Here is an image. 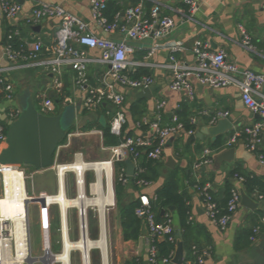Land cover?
<instances>
[{"label": "built area", "instance_id": "2783aa9c", "mask_svg": "<svg viewBox=\"0 0 264 264\" xmlns=\"http://www.w3.org/2000/svg\"><path fill=\"white\" fill-rule=\"evenodd\" d=\"M185 2L189 6V13L195 14L198 10L197 3L194 0H185ZM90 3L93 20L107 34L121 33L123 35L122 40L117 41L97 36L90 31V24L88 22L67 12L61 6L42 4L33 11L32 16L27 21L28 23H32L45 18H58L61 23L56 34V39L52 44L47 46L38 40L32 46L26 45L25 48L18 51L14 49L12 44H7L4 47L3 56L5 59L0 58V101L14 100V86L6 77L14 70L28 66L44 67L53 74V87L58 94H62V71L67 67H71V70L75 73L74 84L81 92V108L87 111H97L102 105H111L113 113L110 111L107 113L111 116L110 132L120 137L123 134L128 119L123 109L125 95L119 92L117 87L142 91L152 88L154 85V78L151 75H143L138 78L132 76V73L137 69L148 66V62H137L132 58L133 48L130 42L153 40L155 44L148 54V57H151L156 53L158 47H160L157 42L170 37L176 23L172 18L162 17L161 9L158 5L154 6L147 13L142 3L128 7L122 18L117 17L114 22H109L105 16L107 0H91ZM0 8L8 19H14L21 11L22 5L18 0H0ZM240 31L243 47L248 52H255L253 42L246 30L240 27ZM14 35H17V33L15 32ZM11 38L12 35L9 36V39ZM168 48L172 52L170 62L163 65V67L171 72L170 88L172 91H183L190 100H193L195 86L191 82V79H195L200 85L210 88L234 86L240 90L245 106L253 113L258 114L260 120L251 127L236 131L228 144L231 145L239 138L244 137L247 150L255 153L260 163L264 166V151L262 150V146L264 145V94L261 92L264 85V75L256 74L250 70L239 69L236 64L228 60L225 51H213L210 45L203 41H197L194 44V64L192 65L178 62L173 54L184 52V47L170 45ZM94 50L99 51L100 55H92L91 51ZM92 64H100L107 67V71L98 86L90 84L89 67ZM37 98L40 101L41 110L39 112L47 116L57 115V105L53 98L47 95H40ZM78 102L66 98L63 105L76 106ZM165 105V101L157 103L159 110L163 109ZM13 110H11L8 116L7 122L10 124L21 114L20 109ZM228 116V112L221 113L217 118H214L211 124H215L221 118H228ZM191 124L195 125V119H191ZM142 125H147L148 127L145 135L130 136L117 146L102 147L104 151L109 152L110 158L94 162L86 161L82 154H76L71 163L59 162L62 150L69 148L75 137L83 135L79 131L67 132L64 143L60 144L57 148L55 164L52 167L57 177L58 188L56 193H41L38 197L28 196L31 199L27 205L28 213L31 203L36 202L41 205L42 217L46 221L43 231L47 236L50 234V208L44 209L42 207L46 200L52 199V206H56L59 210V231L62 235V241L66 236L70 240L71 227L69 219L72 210L76 211L78 215L81 234L85 232L87 236L88 209L93 207L81 208L72 204L74 201L83 202L94 199L98 195H104L109 185L115 198L114 186L116 179L123 185H127L130 184L129 178H132L127 176L126 170H122L117 177L116 163L125 161L126 159H131L135 163V174L133 176L135 178V186L139 188L151 186L152 182L142 177L146 169L140 163L141 159L145 157L148 160L158 162L162 159L169 140L196 133L195 131H186L184 125L179 122L178 117H173V122L170 125H162L160 119L156 121L145 120L137 124L139 128ZM93 133L101 137L103 136L102 131H94ZM7 138L8 131L0 123V153L7 142ZM210 163V151L207 150L203 162L198 164L196 169ZM22 168L21 166L0 163V179L3 181L4 187L6 171L19 173L18 175L21 176L22 181H25L26 176ZM69 174L73 177L74 197L72 198L67 194V179ZM88 174H91L93 177L91 182L87 180ZM235 179L240 183L244 181L243 177L235 176ZM211 190L210 184H206L202 189L204 192V201L202 202L206 215L212 224L221 231H225L241 207V192L237 187L232 190L226 213L219 216L218 206L214 201L213 195L210 193ZM4 195L3 190L1 198ZM60 195L70 202L65 215H63L61 205L57 201V197ZM259 198L262 199V197ZM156 199L157 197L152 200L146 194H140L139 206L135 210L137 217L142 219L147 226L150 264H157V248L153 245L155 240H162L166 236H169V240L172 242L177 239L174 237L175 227L171 216L164 222L157 221L156 214L153 211V202ZM261 222L262 224L253 228L250 238L251 242H256L259 235L264 232V218ZM45 249L49 255H53L49 252L51 249L49 239L45 244ZM207 255L204 253V256L199 258L198 264H204V259ZM29 256L31 259L29 221L27 232L25 228L17 224V221L7 218L0 210V264H27ZM173 258L174 255L160 262L169 264L172 263ZM50 260L51 264H55L52 259ZM185 264L192 263L188 261Z\"/></svg>", "mask_w": 264, "mask_h": 264}, {"label": "crops", "instance_id": "0c3cea01", "mask_svg": "<svg viewBox=\"0 0 264 264\" xmlns=\"http://www.w3.org/2000/svg\"><path fill=\"white\" fill-rule=\"evenodd\" d=\"M118 1L121 7L124 8L121 18L128 7L142 3L147 13L158 5L161 9L162 17L172 18L176 23L170 37L157 42L160 47L151 57H148V54L155 44L153 40L130 42L133 48L132 58L137 62H148V66L141 68L146 69L149 75L154 78V85L151 88L153 94L151 100L146 98L138 99V90L117 87V90L125 95L123 109L128 119L125 125L126 136L129 134L131 136L145 135L146 132L137 126L138 123L145 120L156 121L160 119L162 125L172 124L173 117H177V112L185 104L189 106L190 118L195 119V132L211 126L214 118L226 112L229 113L228 119L233 125L224 134L215 137L204 135L202 140H197L191 144L187 143L189 136L186 135L173 139L172 144L166 146L162 159L153 164L157 174L156 180L151 181V186L147 188H139L131 183L124 185L122 202L128 204L139 200L140 194H146L153 200L156 197V192L164 185L171 171L177 168L181 169L182 172L186 171V174L191 171L190 178L196 182L207 181V184L211 185L212 190L216 194L222 190L229 175L236 168L251 176L263 178L264 166L260 163L255 153L247 150L244 137L239 138L231 145L228 144L236 131L251 127L260 120L258 114L253 113L245 106L240 90L234 86L210 88L200 85L195 79H191L195 86V96L193 100H190L185 92L171 90V72L164 68L163 65L170 62L172 54L168 48L170 45H180L185 48L184 52L173 53L178 62L188 65L194 64V44L197 41H203L209 44L213 51H225L228 60L236 64L239 69L250 70L256 74L264 75V0H194L198 5V10L195 14L189 13V6L185 0ZM90 2L91 0H26L21 4V11L14 19H8L0 8V58L5 59L3 50L8 27L14 28L29 47L38 40L45 46L55 41L61 23L58 18H45L32 23L27 21L32 16L33 11L42 4L61 6L67 12L88 22L90 31L97 36L117 41L122 40L123 35L121 33L107 34L93 20ZM240 27L244 28L251 38L255 52H248L243 47ZM91 54L99 56L100 52L94 50L91 51ZM106 71V66L92 64L89 67L90 84L98 86ZM74 75L75 73L69 67L62 71V85L63 82H67L68 89L66 92L69 93L64 100L67 98L80 102L81 92L74 84ZM6 77L14 86V100L0 101V123L10 124L7 122L8 112L13 109H19L18 107L14 108L17 100L16 91L22 93L21 96L26 99L31 97L33 102L35 97L38 99L37 97L42 95L41 90L48 92V95L51 94V96L59 95L53 87V74L44 67H23L12 71ZM29 92L31 95H29ZM261 92L264 94V85ZM137 101H143L141 106H145L146 110L140 116V119L136 121L131 115L130 107ZM161 101H165L166 105L159 110L157 103ZM104 106L108 109L106 113L108 111L113 113L111 105L107 104ZM101 112L98 110L88 111L86 114L82 112L79 114L80 116H76L78 127L89 122L100 123ZM95 131L101 130L95 128ZM218 138H223L225 145L223 149L216 151L211 149V145ZM99 139L101 146L104 147L103 136H100ZM67 149L62 150L61 156ZM230 149H234L233 156L229 160H223L221 163L217 162L218 156ZM207 150L210 151L211 163L196 169V166L203 162ZM262 150L264 151V145ZM76 154H73V158H75ZM97 160H103V157H99ZM61 163L68 164L71 162L64 160ZM140 163H143L142 159ZM51 171H55L54 168L36 171V173L44 174ZM186 174L182 173L183 186L187 189L190 196L192 223L197 227L192 238L199 240L201 246L206 247L205 249L210 251L209 255L205 256L204 264H264V232L259 235L256 242H251L250 240L249 247L241 250H237L235 247L236 240L241 232L252 229L258 223L262 224L264 199L259 197L252 198L255 202L262 205L255 210L244 208L241 205L229 227L225 231H221L208 219L201 197L195 188L189 185V181L185 177ZM71 178L73 181V177ZM231 182L235 187L239 188L240 192L244 190L243 184L235 178L231 179ZM72 187L74 188V185ZM57 188L56 184V191ZM171 212H173L171 217L176 234L180 237L178 231L179 221L175 214V209ZM114 224V228L108 236V244L111 249V264H125L133 259H136L140 264H150L148 235L142 234L138 241H124L120 215L119 218H116ZM59 227L58 225V232H60ZM198 228L208 233L211 241L210 245L207 244L202 235H199ZM159 264L163 263L160 262Z\"/></svg>", "mask_w": 264, "mask_h": 264}, {"label": "trees", "instance_id": "16d2710c", "mask_svg": "<svg viewBox=\"0 0 264 264\" xmlns=\"http://www.w3.org/2000/svg\"><path fill=\"white\" fill-rule=\"evenodd\" d=\"M124 8L121 7L118 0H108L107 2V9L105 10V16L108 19L109 22H114L117 17H121V13L123 12ZM149 11V9H148ZM14 28L8 27L6 34H5V40L4 45L12 44L15 50H21L26 47V44L22 40V37L17 35H14L15 33ZM12 35V38L9 39V36ZM143 75H149V72L144 68H139L135 72L132 73V76L134 78L141 77ZM1 77V76H0ZM68 89L67 82H63V89L62 94L51 96L47 95L48 97H51L53 99H56L57 105L64 102V98L69 95L66 90ZM141 103L143 101H137L130 107L131 115L134 117V119L137 121L140 119V116H142L145 113V106H141ZM65 106L62 107V109L57 106V113L60 114ZM107 107L104 105L101 106V108L98 111L101 112L102 118L100 119V123H95L94 125H90L87 127H84L83 130L88 131L92 129H99L103 133V145L104 147H113L117 146L125 140L127 137H130L129 134L126 136L125 128L123 130V134L120 137H117L110 132V120L111 116L108 115ZM14 111V110H13ZM11 111L8 112V115ZM87 110L83 111V114H86ZM190 112H189V106L187 104L182 105L181 110L177 112V117L180 123H182L185 127L186 131H196L195 125L191 124L190 118ZM126 127V126H125ZM141 129L146 132L148 130L147 125H142ZM68 132H70L68 130ZM64 143V141L62 142ZM61 143V144H62ZM225 141L223 138H218L212 145L211 149L219 151L224 148ZM143 163L142 166L146 169L145 174L142 176L143 178L153 181L156 180V169L154 168L153 164L156 163L154 161L148 160L145 157L142 159ZM122 170H126V164L125 161L117 162L116 163V172L117 177L118 174ZM186 171H183L179 168L171 171L168 179L164 183V185L156 192L157 199L153 202V211L156 214V218L158 222H164L167 220L168 217L173 214V212L170 211L171 207L175 208V214L179 221V233H180V240L183 243L184 246V252H185V259L184 264L188 261H191L192 264H198V260L200 257L204 256V253L208 254L210 253L209 250H206L204 247L201 246V243L199 240H194L192 238L193 233L197 230V227L193 225L192 218H191V206H190V196L188 194V191L183 186V179H182V173H185ZM235 176L243 177V188L247 195L251 198H257L262 197L264 199V177L258 178L255 176H251L245 172H243L241 169L236 168L231 172L229 175V178L226 180L224 187L222 190L216 194L213 190H211V194L214 197V201L217 203L218 206V215L222 216L226 213V208L228 201L230 200L232 190L235 188L234 184L231 182V179L235 178ZM186 179L189 181V185L194 187L196 192L200 195L201 200L204 201V192L202 191L203 187L207 184V181H199L196 182L192 180L191 177V171L186 174ZM129 181L131 184H134L135 178H129ZM115 198H116V204L119 207L120 211V222L122 226V232H123V239L124 241H138L140 237L142 236V227H143V220L138 218L135 214L136 208L139 206V200L130 202L128 204H124L122 202V193L124 191V185L121 182H118L116 179L115 182ZM165 211V215H162L161 212ZM260 225V223L256 224L254 227ZM253 227V228H254ZM252 229H247L241 232L239 234L237 240H236V249L241 250L249 247L250 245V238L253 233ZM199 235L203 236V239L207 242V244L210 245V237L208 233H206L203 229L198 228ZM174 237L176 236V230ZM177 239L172 242L169 240V236L164 237L162 240H155L153 242V245L157 248V264L160 263L163 259L171 258L172 255H175L177 246ZM125 264H140L136 259L127 261Z\"/></svg>", "mask_w": 264, "mask_h": 264}, {"label": "rangeland", "instance_id": "374dc122", "mask_svg": "<svg viewBox=\"0 0 264 264\" xmlns=\"http://www.w3.org/2000/svg\"><path fill=\"white\" fill-rule=\"evenodd\" d=\"M22 93L16 91V106L14 108H19L20 110L26 104V98L21 96ZM41 94L48 95L44 90H41ZM29 95L30 92H29ZM50 95V94H49ZM46 96V95H45ZM56 102V99H54ZM34 103L38 111L41 110L40 108V101L34 98ZM57 105V103H56ZM60 109L64 106L63 103L58 104ZM80 106H82V102H80ZM69 111L66 118V125L69 127L70 132H77L83 133V135L75 137L72 141L71 146L67 149V151L59 157V161L62 162L64 160L72 162L73 161V154H82L84 159L88 162L94 161H102L97 160L99 157H103V160H108L110 158L109 152L103 151L102 146L100 143L99 135L93 133L95 129L85 131L83 130L84 127L94 125L93 122L86 123L83 126L78 127V123H76V116L81 114L84 110L76 111L75 106L68 105ZM88 112V111H87ZM80 116V115H79ZM7 131L9 132L10 125L2 123ZM25 172V188L27 196L29 197H38L41 193L47 192L48 194L56 193V172H46L44 174L36 173V170L31 166H24L22 168ZM72 175L69 174L67 179V194L69 197H74V188ZM88 182L93 180L91 174L87 176ZM4 184L3 181L0 179V198L3 194ZM28 197V198H29ZM14 215L18 217H24V207L21 205L20 207H13ZM50 234L47 236L44 231V225L46 221L42 217V209L41 205L34 202L29 205V232H30V241H31V253L32 258L34 259L31 263L27 264H44L41 260L46 258V249L45 244L47 243L48 239L50 240L51 249L50 254L57 255L62 252L63 249V241L62 235L58 232V225L60 222L59 218V210L56 206H52L50 208ZM120 211L119 207L117 206L116 202L115 205L112 207L107 208L106 211V246L108 252V259L109 264H111V249L108 243V236L111 230L114 228V223L116 218H119ZM71 232H70V241L77 242L81 239L82 234L79 227V219L76 211L72 210L70 213L69 219ZM87 223H88V231H87V238L90 241H98L101 237V226L99 221V216L97 213L96 208H89L88 209V216H87ZM56 264V263H55ZM71 264H83L82 263V253L81 251L75 250L71 254ZM90 264H102V254L99 249L94 248L90 252Z\"/></svg>", "mask_w": 264, "mask_h": 264}, {"label": "water", "instance_id": "95a60500", "mask_svg": "<svg viewBox=\"0 0 264 264\" xmlns=\"http://www.w3.org/2000/svg\"><path fill=\"white\" fill-rule=\"evenodd\" d=\"M23 4L24 0H18ZM71 69V67H69ZM151 88L144 89L137 93V98L152 99ZM76 111L81 110L80 102L75 106ZM69 107L65 106L60 114L47 116L38 111L31 97H27L26 104L21 109L20 116L11 123L8 132V138L5 146L0 153V163L12 166H31L36 171L50 169L55 164V154L57 148L64 141L69 130L66 125V118ZM233 127L228 118H221L215 124L205 127L199 132L190 135L187 143L191 144L197 140H202L204 135L219 136ZM173 139L169 140L167 146H170ZM234 154V149L227 150L220 154L217 162L229 160ZM126 174L128 177H133L135 174V163L131 159L125 160ZM39 202V201H38ZM241 205L244 208L255 210L262 205L255 202L249 197L244 190H241ZM175 208L171 207L173 211ZM166 212L162 211V215ZM142 234L148 235L147 226L142 227ZM177 249L172 260L173 264H184L185 252L182 241L177 235ZM45 259V260H44ZM34 259L31 258L28 263ZM44 264H51L49 257L41 260Z\"/></svg>", "mask_w": 264, "mask_h": 264}, {"label": "bare ground", "instance_id": "6f19581e", "mask_svg": "<svg viewBox=\"0 0 264 264\" xmlns=\"http://www.w3.org/2000/svg\"><path fill=\"white\" fill-rule=\"evenodd\" d=\"M98 171V169L96 168ZM19 174V173H18ZM15 172L6 171L5 172V187L4 196L1 198L0 210L3 215L7 218L17 221L19 226H22L28 232V221L29 213L27 210V205L30 203L31 199L28 198L25 183L22 181L20 175ZM57 201L61 205L62 213L65 215L66 209L70 204L69 201L65 200L64 196H58ZM72 204L82 207H95L99 216L100 226H101V237L98 241H90L86 233H82L81 240L78 242L70 241L67 236L63 240V249L60 254L49 255L47 252V257H50L54 263L58 264H71V254L73 251L78 250L82 253V263L90 264V252L92 249L97 248L102 254V264H109L108 252L106 246V211L107 208L114 206L115 198L112 192L111 186H108V190L104 195H98L94 199L87 201H74ZM24 206V217H18L13 213V207ZM52 206V199L46 200L42 205L44 209L50 208ZM28 236V233H27ZM108 244V243H107ZM29 253V252H28ZM30 255V253H29ZM46 257V258H47ZM30 260V256H29ZM45 260V259H44Z\"/></svg>", "mask_w": 264, "mask_h": 264}]
</instances>
